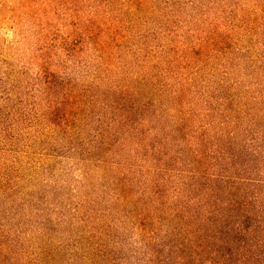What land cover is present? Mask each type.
Returning a JSON list of instances; mask_svg holds the SVG:
<instances>
[{
  "label": "trees",
  "instance_id": "trees-1",
  "mask_svg": "<svg viewBox=\"0 0 264 264\" xmlns=\"http://www.w3.org/2000/svg\"><path fill=\"white\" fill-rule=\"evenodd\" d=\"M64 1L0 66V264H264V0Z\"/></svg>",
  "mask_w": 264,
  "mask_h": 264
},
{
  "label": "rangeland",
  "instance_id": "rangeland-1",
  "mask_svg": "<svg viewBox=\"0 0 264 264\" xmlns=\"http://www.w3.org/2000/svg\"><path fill=\"white\" fill-rule=\"evenodd\" d=\"M68 6L64 0H0V66L10 57L27 59L42 46L54 52L73 28Z\"/></svg>",
  "mask_w": 264,
  "mask_h": 264
}]
</instances>
